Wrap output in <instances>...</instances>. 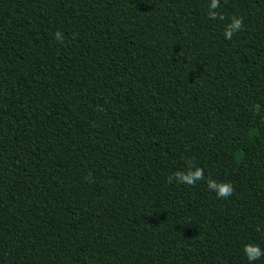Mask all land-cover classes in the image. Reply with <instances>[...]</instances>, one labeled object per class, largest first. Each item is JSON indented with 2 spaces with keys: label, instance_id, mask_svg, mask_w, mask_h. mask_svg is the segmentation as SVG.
<instances>
[{
  "label": "trees",
  "instance_id": "trees-1",
  "mask_svg": "<svg viewBox=\"0 0 264 264\" xmlns=\"http://www.w3.org/2000/svg\"><path fill=\"white\" fill-rule=\"evenodd\" d=\"M211 3L0 0V264L264 249V0Z\"/></svg>",
  "mask_w": 264,
  "mask_h": 264
},
{
  "label": "clouds",
  "instance_id": "clouds-1",
  "mask_svg": "<svg viewBox=\"0 0 264 264\" xmlns=\"http://www.w3.org/2000/svg\"><path fill=\"white\" fill-rule=\"evenodd\" d=\"M210 7L212 8L216 7V0H212ZM240 24L241 21L239 19L233 18L230 28L232 30L238 29L240 27ZM231 35H232L231 30L225 32L226 39H229ZM55 39L56 40L61 39L59 32L55 33ZM256 134L257 133L255 129L249 130V136H254ZM193 175L195 176V173ZM231 193H232V188L229 184H222L217 189L218 196H229L231 195ZM244 255L248 260V264H252L253 261L259 260L261 257H264V249H261L258 245L255 244H247L244 246Z\"/></svg>",
  "mask_w": 264,
  "mask_h": 264
}]
</instances>
